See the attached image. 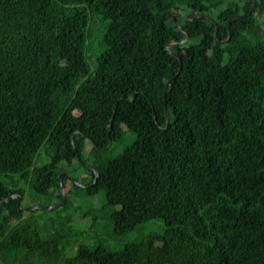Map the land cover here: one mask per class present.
I'll return each instance as SVG.
<instances>
[{
	"label": "trees",
	"instance_id": "16d2710c",
	"mask_svg": "<svg viewBox=\"0 0 264 264\" xmlns=\"http://www.w3.org/2000/svg\"><path fill=\"white\" fill-rule=\"evenodd\" d=\"M253 2L0 0V200L21 204L19 181L54 192L60 164L83 160L109 237L164 222L121 249L89 228L96 244L60 261L59 229L12 199L0 204L6 264H264V0ZM186 31L177 56L169 43ZM125 128L135 137L120 150ZM44 146L51 160L35 166Z\"/></svg>",
	"mask_w": 264,
	"mask_h": 264
},
{
	"label": "rangeland",
	"instance_id": "374dc122",
	"mask_svg": "<svg viewBox=\"0 0 264 264\" xmlns=\"http://www.w3.org/2000/svg\"><path fill=\"white\" fill-rule=\"evenodd\" d=\"M92 44L87 47V55L90 54V48ZM126 139L121 143L119 149L122 150L133 140L135 135L125 128ZM92 147L90 140H86L85 148L83 151V158L88 160L87 166L94 167L92 165ZM51 160L50 156L46 153L45 146L39 151L38 156L35 160V166H40L48 163ZM79 161V162H78ZM74 161L73 163H62L60 166L63 170L60 172H66L64 176L67 178L66 181V191L69 197L66 204L61 205L63 200H60L58 197L59 190L63 193L62 186L60 189H56L54 192L42 193L36 192L33 190L31 182L26 184L22 181H19L20 186L26 189L25 196L21 201V207L26 211V215L31 214L30 210L24 208L31 206H43L42 209L34 210V218L39 221V227L43 231H47L49 228L53 229L57 227L61 235L62 240V255L60 261L66 257L73 255L79 245L83 243L87 244H96L97 241H103L108 246L114 249H121L127 242L138 240L142 235L150 231H162L164 227V222L161 220H150L146 223L140 224L136 229L119 236L117 238L109 237L106 233L105 226L107 224L106 219H102L101 222L94 223V217L101 213V207L104 204V195L103 193L97 194L96 196H88L85 193V190L82 188L81 184H87L90 176V172L80 163H83V160ZM79 181L81 187H75L73 181ZM55 205L53 208H48L47 206ZM18 206V205H17ZM19 208V206H18ZM20 210V209H19ZM20 210V211H23ZM91 215L90 218L84 220L82 219V214ZM25 215V216H26ZM81 217V218H80ZM71 223L73 231L70 232L67 236V232L64 231L62 225L63 223ZM62 223V224H61ZM69 226V225H67ZM65 227V226H64ZM66 228V227H65ZM91 228L93 232L99 234V238H96L94 242V236L91 232H88V229ZM54 233V232H53ZM54 235H57L54 234ZM65 235V236H64ZM1 264H6L2 258H0ZM15 264H50L48 260L39 262L35 255L24 258L23 256H18Z\"/></svg>",
	"mask_w": 264,
	"mask_h": 264
},
{
	"label": "water",
	"instance_id": "95a60500",
	"mask_svg": "<svg viewBox=\"0 0 264 264\" xmlns=\"http://www.w3.org/2000/svg\"><path fill=\"white\" fill-rule=\"evenodd\" d=\"M256 4H257V0H254L251 11H253V10L255 9ZM203 15H204V16H207V17H209V18H211V19H213V20H215V19H214L212 16H210V15H207V14H203ZM178 16H179L178 14H176V15L173 16V19L175 20V22H177V17H178ZM185 16H187V15H185ZM197 16H201V15H193V17H197ZM236 16H238V17H242V16H244V14H233V15H232V17H236ZM229 22H230V20H229ZM186 32H187V37H186V38L181 39V40H172V41L169 43L168 48H169L170 52H172L173 54H175V55H177V56H179V54L171 48V45H172L174 42H178V41H180V42H185V41L190 37V33H189L188 31H186ZM216 34H218V25H217V27H216ZM230 35H231V33H230ZM229 37H230V36H229ZM221 41H225V40H221ZM178 73H179V72H178ZM178 73L174 74V75L172 76V78H171L170 80H168V82H167V86L169 85L170 81H171L174 77H176V76L178 75ZM112 121H113V119H112L111 122L109 123L108 127L111 126ZM77 155L79 156V153H77ZM66 174H67L66 172H62V173L60 174V178H61V186H62V190H63V201H62L61 205H63V204L67 201L66 188H65V185H64V182H63V178H64V176H65ZM98 175H99V173L97 172L96 179H97ZM75 181H76L77 183L81 184L79 181H77V180H75ZM81 185H82V186H85V187L88 186V185H86V184H81ZM21 198H22V195H21L20 193H13V194H11L10 196H8V197H6V198L0 200V204L5 203V202H8V201H10V200H12V199H17V200H18V206H19V209H20V210H23V208H22L21 205H20V200H21ZM47 207H48V208H53V207H55V205H51V206H47ZM42 208H44V207H43V206H31V207H27V208H24V209H26V210H33V209H42Z\"/></svg>",
	"mask_w": 264,
	"mask_h": 264
}]
</instances>
